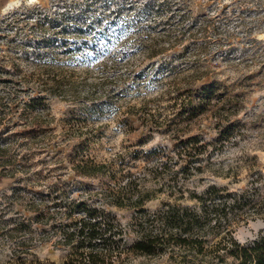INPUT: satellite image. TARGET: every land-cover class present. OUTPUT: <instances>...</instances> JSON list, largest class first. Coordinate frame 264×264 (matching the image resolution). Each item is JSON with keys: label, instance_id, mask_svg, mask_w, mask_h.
I'll return each mask as SVG.
<instances>
[{"label": "rangeland", "instance_id": "rangeland-1", "mask_svg": "<svg viewBox=\"0 0 264 264\" xmlns=\"http://www.w3.org/2000/svg\"><path fill=\"white\" fill-rule=\"evenodd\" d=\"M209 85L215 95L204 99ZM0 121L17 164L0 178V264H63L71 246L57 225L74 204L124 227L112 264H233L212 251L225 229L207 235L202 255L136 253L139 208L104 193L135 180L153 212L195 205L191 193L211 185L249 190L256 211L245 207L229 229L243 244L264 230V0H0ZM193 136L206 152L189 161V178L173 180L186 164L176 146ZM89 160L107 173L75 170Z\"/></svg>", "mask_w": 264, "mask_h": 264}, {"label": "trees", "instance_id": "trees-1", "mask_svg": "<svg viewBox=\"0 0 264 264\" xmlns=\"http://www.w3.org/2000/svg\"><path fill=\"white\" fill-rule=\"evenodd\" d=\"M215 91V85H209L203 88L201 94L204 99H210L215 95ZM36 105V99L32 100L30 106L35 108ZM38 119V117L34 118L35 121ZM25 124H28V121ZM229 135L225 134L221 139L228 138ZM206 148L207 145L203 144L198 136L181 139L176 146L177 155L181 159L186 158L184 160L186 164L182 166L181 171L176 170L171 174L173 180L180 175L189 178L193 169L189 161L199 159L200 155L206 152ZM9 149L8 142L0 143V157H7L1 160V179L14 177L17 169L15 159L6 156ZM150 154L156 159L161 158V155L167 156L163 149L159 148L153 149ZM161 167L166 171L170 170L168 162L161 161L159 168ZM106 168V164L96 163L93 160L75 164V170L86 176L97 175L100 172L107 173ZM258 175L261 178V174ZM135 182L128 180L123 184L119 182L115 186L108 184L104 195L108 200L110 199L109 203L117 206H123L128 201L139 208L133 225L140 237L130 247L136 253L154 256L168 251L169 248L178 247L202 255L206 250L207 235L212 231H217L219 234L225 229L226 233L221 236L212 250L218 262H224L226 257H232L233 264H264V230L254 240L243 244L234 238L232 230L229 229L239 216L251 212L244 210L245 207H254L256 211V202H252L249 190L234 192L227 187L211 185L203 194L191 193L190 197L196 200L195 205L166 201L162 207L152 212L144 208L145 202L153 198L152 193L145 192ZM179 189L183 191V185ZM254 189L255 192L257 188ZM61 191L58 195L67 194V190ZM81 205L68 206L67 217L71 218L70 222H60L57 225L63 241L71 246V252L63 264L116 262L125 250L124 227L104 210L99 211L85 204ZM76 211H83V215L76 216ZM38 264L45 263L38 261Z\"/></svg>", "mask_w": 264, "mask_h": 264}]
</instances>
